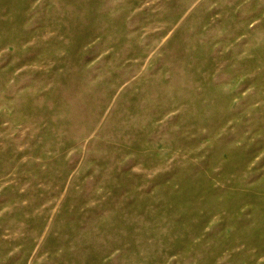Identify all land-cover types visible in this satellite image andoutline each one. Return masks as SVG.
<instances>
[{
  "label": "rangeland",
  "instance_id": "rangeland-1",
  "mask_svg": "<svg viewBox=\"0 0 264 264\" xmlns=\"http://www.w3.org/2000/svg\"><path fill=\"white\" fill-rule=\"evenodd\" d=\"M0 264H264V0H0Z\"/></svg>",
  "mask_w": 264,
  "mask_h": 264
}]
</instances>
